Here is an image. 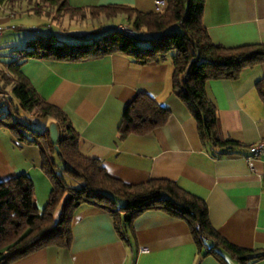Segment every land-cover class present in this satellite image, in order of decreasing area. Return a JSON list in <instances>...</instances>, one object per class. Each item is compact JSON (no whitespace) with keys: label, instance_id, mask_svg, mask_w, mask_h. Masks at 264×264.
<instances>
[{"label":"crops","instance_id":"obj_1","mask_svg":"<svg viewBox=\"0 0 264 264\" xmlns=\"http://www.w3.org/2000/svg\"><path fill=\"white\" fill-rule=\"evenodd\" d=\"M33 1L0 0V24L7 25L17 11L44 17L33 12ZM65 1L80 9L122 5L141 13L155 12V0ZM84 19L98 20L96 29L131 28L124 14ZM67 20L88 24L77 17ZM202 23L215 45H264V0H204ZM46 32L50 31L41 33ZM151 36L142 28L140 45L148 46ZM172 54L145 65L114 53L80 62L27 59L19 68L44 101L66 114L78 134L79 153L96 159L107 175L129 185L150 179L173 181L205 202L211 226L229 244L264 249V156L247 158L246 150L264 135V105L255 88L264 77V62L244 68L237 79L205 82V94L216 109L219 137L237 143L214 156L220 150L200 140L195 119L173 93ZM16 59L14 55L12 60ZM138 93L151 97L170 116L146 135L120 139L123 112ZM31 120L37 131L55 124L50 117ZM53 161L68 186H80L81 181L62 173L63 162L56 156ZM20 174L33 183L36 206L42 211L52 186L41 170L39 147L18 141L1 127L0 181ZM115 203L122 206L124 201L117 198ZM58 213L59 209L55 219ZM143 247L146 251L140 252ZM217 252L224 263L199 251L188 224L164 211H144L117 231L107 210L82 204L73 214L68 247H44L10 264H239L223 250ZM247 264H264V258Z\"/></svg>","mask_w":264,"mask_h":264},{"label":"trees","instance_id":"obj_2","mask_svg":"<svg viewBox=\"0 0 264 264\" xmlns=\"http://www.w3.org/2000/svg\"><path fill=\"white\" fill-rule=\"evenodd\" d=\"M56 10L69 14L70 19L87 14L96 19L100 15L124 14L131 22L130 34L122 28L94 29L88 33L71 35L73 40H60L54 33L36 34L25 47L17 50V59L6 65L1 75L4 85H11L14 97L12 110L0 105V128H7L25 144L39 147L41 170L52 189L48 202L39 211L34 187L24 174L0 181V264H10L30 253L48 246L68 247L71 243V222L75 210L82 204L94 205L109 212L117 231L120 224L132 220L147 210H161L184 220L199 251L223 262L217 252L221 249L239 264L264 258V249H241L225 241L211 226L205 202L167 179H150L129 185L107 175L96 159L84 157L78 150V134L66 114L57 106L44 101L20 71V63L27 59H47L80 62L122 53L134 63L145 65L162 62L173 52L172 87L174 95L186 106L197 124L200 140L220 150V156L237 146L230 139L222 140L217 132V114L205 94L207 80L237 79L244 68L264 62V45L253 44L224 48L211 42L202 23L204 0H165L161 12L141 13L122 5L80 9L70 7L65 0H41ZM42 9V8H41ZM41 9L33 7L36 15ZM153 34L142 47L140 30ZM50 31V30H49ZM264 105V77L255 85ZM170 112L151 97L138 93L128 103L118 126L119 138L130 134L146 135L163 126ZM50 117L58 131L56 144L50 140L49 130L32 128V118ZM55 145L59 155L55 152ZM63 162L62 173L81 181L79 187L68 186L57 172L53 161ZM124 201L117 206L115 200ZM59 209L57 218H54Z\"/></svg>","mask_w":264,"mask_h":264},{"label":"rangeland","instance_id":"obj_3","mask_svg":"<svg viewBox=\"0 0 264 264\" xmlns=\"http://www.w3.org/2000/svg\"><path fill=\"white\" fill-rule=\"evenodd\" d=\"M32 7L42 8L40 12L47 19L17 11V16L13 17L7 25L0 24L3 27H8L4 29L3 33L0 35V89L8 90V87H11L10 84L4 85V81L1 80V75L6 72V65L12 61L13 56L16 55V51L24 48L29 38H33L36 32L39 34L43 31L50 30V32L54 33L60 40H64L65 37H67L70 41L73 40L70 34L88 33L96 29L98 25V20L84 19L79 17V15L75 17L81 18L82 20L84 19L83 21L88 23L87 25L84 23L79 25V23L68 21L67 19L70 18L68 17L70 16L69 14L57 11L56 6H50L48 3L41 0L33 1ZM87 16L89 15L87 14ZM46 21H48L51 27L47 26ZM36 26L39 27L40 30L34 31L33 28Z\"/></svg>","mask_w":264,"mask_h":264},{"label":"built area","instance_id":"obj_4","mask_svg":"<svg viewBox=\"0 0 264 264\" xmlns=\"http://www.w3.org/2000/svg\"><path fill=\"white\" fill-rule=\"evenodd\" d=\"M165 5H166L165 0H155L154 1L155 12H161L165 8ZM119 28H122L124 31L130 34L134 33L129 27L124 26ZM4 29H6V27L0 25V35L3 33ZM13 101H14V97L9 90L0 89V105L4 106L5 108L11 111ZM246 150L248 153L247 158H256V157L264 156V135L257 142L248 145L246 147ZM145 251L146 248L144 247L140 249V252H145Z\"/></svg>","mask_w":264,"mask_h":264},{"label":"water","instance_id":"obj_5","mask_svg":"<svg viewBox=\"0 0 264 264\" xmlns=\"http://www.w3.org/2000/svg\"><path fill=\"white\" fill-rule=\"evenodd\" d=\"M48 130H49L51 142L53 144H56L57 137H58V131H57L56 125L54 123H51L48 127ZM55 152L57 155H59V153H60L57 145H55Z\"/></svg>","mask_w":264,"mask_h":264}]
</instances>
